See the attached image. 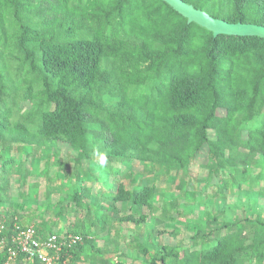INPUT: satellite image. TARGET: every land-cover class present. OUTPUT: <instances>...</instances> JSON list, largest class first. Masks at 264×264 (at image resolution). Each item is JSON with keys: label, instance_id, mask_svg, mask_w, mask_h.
<instances>
[{"label": "trees", "instance_id": "trees-1", "mask_svg": "<svg viewBox=\"0 0 264 264\" xmlns=\"http://www.w3.org/2000/svg\"><path fill=\"white\" fill-rule=\"evenodd\" d=\"M184 1L264 26V0ZM34 171L43 204L24 206ZM263 181L264 37L214 36L163 0H0V264L29 226L81 236L55 264H264L261 215L217 204Z\"/></svg>", "mask_w": 264, "mask_h": 264}, {"label": "rangeland", "instance_id": "rangeland-1", "mask_svg": "<svg viewBox=\"0 0 264 264\" xmlns=\"http://www.w3.org/2000/svg\"><path fill=\"white\" fill-rule=\"evenodd\" d=\"M55 149L54 145H50L47 148V151L44 153L43 157H46L47 152L50 150ZM67 151L66 148L62 149L63 154ZM64 156L65 158L67 155H60ZM44 161L41 162V167L43 166ZM202 174H205V170L201 169ZM110 181L112 180V176L109 177ZM36 181H40L43 188H40L39 191V199H35L31 197L30 199H25L26 197H20L19 196V190L16 188L13 192V199L18 200L19 202H22L24 206H36L38 204L42 205L43 198H44V186L46 185L45 180L41 175H38L37 171L33 172V176L29 179V184L25 186V190L31 195H34V191H36V188H33V183ZM159 185L162 184L161 180L158 182ZM264 184V181H263ZM94 188H97V184H93ZM58 199V194H54L52 201L56 202ZM213 200H205L202 201L200 207H196V209L193 212H189L192 216L188 220H181L180 222L175 223V227L178 229L177 238H188L190 234L193 233V228L196 225H200V218H202L203 213L205 210L212 208ZM217 204L224 208L229 215H234L241 211L243 208H252V210H255L256 213L254 214H260L261 218L264 219V195L259 196L254 193H249L247 190L241 191L234 195H229V197L226 200H218ZM160 242H169V243H175L176 239L172 237L169 233L165 234L164 236H160ZM99 245L102 244V241L98 242Z\"/></svg>", "mask_w": 264, "mask_h": 264}, {"label": "built area", "instance_id": "built-area-1", "mask_svg": "<svg viewBox=\"0 0 264 264\" xmlns=\"http://www.w3.org/2000/svg\"><path fill=\"white\" fill-rule=\"evenodd\" d=\"M3 225L0 224V232ZM79 235L62 236L57 233H52L47 238L38 235L34 226L20 229L14 237L17 249H10V259L7 264H15L18 250L27 255V259L34 262L38 258L42 264H55L54 255L52 251H61L64 245L72 246L73 244L81 241Z\"/></svg>", "mask_w": 264, "mask_h": 264}, {"label": "water", "instance_id": "water-1", "mask_svg": "<svg viewBox=\"0 0 264 264\" xmlns=\"http://www.w3.org/2000/svg\"><path fill=\"white\" fill-rule=\"evenodd\" d=\"M172 6L177 12L188 19V22H196L202 27L214 33L239 35V36H260L264 37V26L255 23L229 22L209 14L207 11L196 8L193 4L184 0H163Z\"/></svg>", "mask_w": 264, "mask_h": 264}, {"label": "clouds", "instance_id": "clouds-1", "mask_svg": "<svg viewBox=\"0 0 264 264\" xmlns=\"http://www.w3.org/2000/svg\"><path fill=\"white\" fill-rule=\"evenodd\" d=\"M94 156H98L99 159H98V163H99V166L100 167H105L107 165V162H108V157L105 153H102V152H99V150H96L94 153H93Z\"/></svg>", "mask_w": 264, "mask_h": 264}]
</instances>
